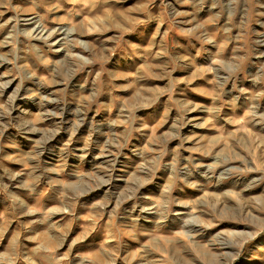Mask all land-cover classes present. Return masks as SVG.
Here are the masks:
<instances>
[{
	"label": "rangeland",
	"instance_id": "374dc122",
	"mask_svg": "<svg viewBox=\"0 0 264 264\" xmlns=\"http://www.w3.org/2000/svg\"><path fill=\"white\" fill-rule=\"evenodd\" d=\"M0 264H264V0H0Z\"/></svg>",
	"mask_w": 264,
	"mask_h": 264
},
{
	"label": "bare ground",
	"instance_id": "6f19581e",
	"mask_svg": "<svg viewBox=\"0 0 264 264\" xmlns=\"http://www.w3.org/2000/svg\"><path fill=\"white\" fill-rule=\"evenodd\" d=\"M41 29V28H40ZM45 30V29H44Z\"/></svg>",
	"mask_w": 264,
	"mask_h": 264
}]
</instances>
